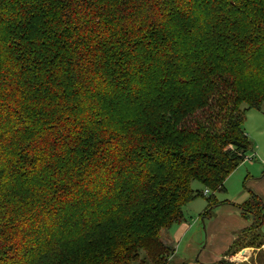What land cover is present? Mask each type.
Returning a JSON list of instances; mask_svg holds the SVG:
<instances>
[{
  "label": "trees",
  "instance_id": "16d2710c",
  "mask_svg": "<svg viewBox=\"0 0 264 264\" xmlns=\"http://www.w3.org/2000/svg\"><path fill=\"white\" fill-rule=\"evenodd\" d=\"M251 109L264 0H0V264H169L161 232L197 197L210 218ZM233 205L250 224L211 264L264 243L262 199Z\"/></svg>",
  "mask_w": 264,
  "mask_h": 264
},
{
  "label": "rangeland",
  "instance_id": "374dc122",
  "mask_svg": "<svg viewBox=\"0 0 264 264\" xmlns=\"http://www.w3.org/2000/svg\"><path fill=\"white\" fill-rule=\"evenodd\" d=\"M248 111L245 113L243 129L252 143V151L250 150L247 155L251 157L253 152H256L255 159L243 161L226 177L225 191L214 193L219 204L225 200L236 204L242 203L248 198L249 190L261 197L264 203V128H255V124L249 118V115L252 114H248ZM191 187L203 189L196 180L191 182ZM206 206L204 197L194 198L183 206L185 225L175 224L166 232H161L162 239L174 248V252L169 257V264L210 263L207 261L209 257H217L222 252V244L226 236L234 234L248 223L247 221L243 222L240 213L233 212L237 210L228 212L225 208V211L223 209L218 212V209L213 210L210 220L208 218L201 219L200 214ZM243 251L246 253V249L240 248L227 259L235 264H240L238 259ZM244 256L248 259L246 254ZM223 257L224 255L219 259ZM245 258H243V264L247 261Z\"/></svg>",
  "mask_w": 264,
  "mask_h": 264
},
{
  "label": "crops",
  "instance_id": "0c3cea01",
  "mask_svg": "<svg viewBox=\"0 0 264 264\" xmlns=\"http://www.w3.org/2000/svg\"><path fill=\"white\" fill-rule=\"evenodd\" d=\"M252 112H254V113H252ZM248 114H252V115H249L250 117V120L255 124V128L257 129H263L264 128V113H262V112H260V111H256V110H250V111H248L247 112ZM250 135V134H249ZM251 151H252V148H251ZM256 153V152H255ZM255 153L253 152V154H254V158L253 159H255ZM252 159V160H253ZM224 183H225V181H224ZM224 186H225V184H224ZM223 192V191H222ZM261 198V197H260ZM229 201V200H228ZM233 203L234 202H223V203H221V204H218V206L217 207H215L213 210H217V212L220 210V209H223L224 210V208L228 211V212H231V211H233V210H237V211H233V212H238V213H240V218L241 219H243V222L245 221H247L248 223L247 224H245L244 226H242L241 228H240V230H242L243 228H245L246 226H248L249 224H250V219H247V218H244L242 215H241V212H240V209L238 208V207H236L235 205H233ZM212 210V211H213ZM225 211V210H224ZM213 215L211 214V216H210V218L212 217ZM210 218H208V220H210ZM202 219V218H201ZM185 225V223L184 222H182V223H180V224H178V225ZM240 230L239 231H237V232H235L234 234H230V235H227L226 236V239H225V241L223 242V244H222V247H223V249L221 250L222 252L217 256V257H209V259H207V261L208 262H210V263H206V264H211V263H214V261H216V260H218L219 259V257H221L223 254H224V252H225V250L228 248V246L230 245V243L235 239V237L237 236V234L240 232ZM244 249H246V253L243 251L242 253H241V255H240V257H239V259L238 260H240V264H243L244 262V260H243V258H245V254H246V257H248V259L247 258H245V259H247V261H245L246 263L245 264H258V263H256L254 260L252 261V260H250L251 258H254L255 256H256V253L258 252V251H260V250H262V251H264V243L261 245V248H254V247H244Z\"/></svg>",
  "mask_w": 264,
  "mask_h": 264
},
{
  "label": "built area",
  "instance_id": "2783aa9c",
  "mask_svg": "<svg viewBox=\"0 0 264 264\" xmlns=\"http://www.w3.org/2000/svg\"><path fill=\"white\" fill-rule=\"evenodd\" d=\"M253 158H254V154H252L251 157H248V155H245V157H244V161H245V160H252ZM204 193L207 194V193H208V190H207V189L204 190Z\"/></svg>",
  "mask_w": 264,
  "mask_h": 264
}]
</instances>
